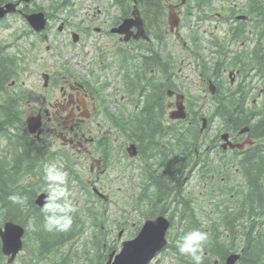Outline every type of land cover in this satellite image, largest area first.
<instances>
[{
  "label": "flooded vegetation",
  "instance_id": "1",
  "mask_svg": "<svg viewBox=\"0 0 264 264\" xmlns=\"http://www.w3.org/2000/svg\"><path fill=\"white\" fill-rule=\"evenodd\" d=\"M193 1L159 0L160 14L155 8H143L138 0H93L85 4L83 19L73 22L59 17L53 7L16 0V15L42 10L47 17L41 32L33 31L22 18L27 28L20 35L30 33L53 42L56 26L58 34L64 33L66 57L61 59L53 44L42 49L35 45L38 40L30 39L36 54L27 55V60L40 63L41 51L51 62L34 67V73L29 70L27 82L13 78L6 90L15 96L14 105L34 142L37 166L57 160L69 172L74 217L82 207L93 214V223L104 221L106 207L101 210L99 205L111 203L115 211L110 231L121 246L158 215L170 222L168 239L179 216L181 232L170 243L177 245L186 232L200 229L210 237L204 251L207 262L224 264L237 254L234 264H239L242 231L254 221L243 215L240 155L253 145L261 147L264 137L252 138L249 124L239 126L216 110L219 101L238 96L249 103L252 118L263 120L264 0H212V12L209 6L189 11ZM166 7L180 18L173 29L167 24ZM72 11L68 8L69 15ZM192 17L207 24L218 20L223 29L194 30L188 25ZM178 105L185 118L171 117ZM193 115L199 119V129L196 123L190 127ZM31 118L38 125L32 134ZM197 130L203 142L198 143ZM182 135L185 158L178 149ZM169 163L172 168H166ZM85 168L90 177L82 171ZM117 169L128 183L114 200L106 178L111 181L108 174ZM42 175L33 177L43 185L36 195L47 194L44 171ZM227 212L234 213L229 221Z\"/></svg>",
  "mask_w": 264,
  "mask_h": 264
},
{
  "label": "trees",
  "instance_id": "2",
  "mask_svg": "<svg viewBox=\"0 0 264 264\" xmlns=\"http://www.w3.org/2000/svg\"><path fill=\"white\" fill-rule=\"evenodd\" d=\"M7 1L10 0H0V4ZM68 2L69 0L52 1V10L59 12L67 7ZM211 2L213 1L195 0L192 2V5H188V9L189 11L192 8L203 10ZM138 3L143 8H155L160 14L163 11L160 9L159 0H138ZM6 46L0 47V92H3L0 95V218L3 220L11 219L25 226L27 233L31 231L35 241L33 245L35 246L30 254L31 258L23 261L22 264H40L41 257L62 247L70 239L73 240L78 232L73 227L66 233L46 230L44 226L45 214L42 212V208L40 209L34 203L36 193L43 186L41 180H38V178L43 177L44 166H37L38 162H36V158L39 157L35 151L34 142L27 134L24 121L19 115L17 107L14 105L15 96L9 94V91L6 90V84L9 78L15 73L17 64V58H15L17 53L6 51ZM16 48V51H20V53L24 50L20 46ZM262 53L264 55V52ZM13 54L15 55L13 56ZM21 58L24 59L25 57L21 55ZM220 95L224 96V93L221 91ZM235 98L233 101L226 98L219 101V107L216 112L225 119L226 117L232 118L239 126L249 124L250 133L253 138L264 137V117L263 120L259 118L252 119L251 115L253 112L249 113V103L241 100L238 96ZM202 114L196 113L197 116ZM194 115L189 118L191 120L190 127L196 123L198 128L199 119L194 120ZM197 133L198 143L203 142L204 139L201 138L198 130ZM180 138L181 143H179L178 149L181 151L179 152L180 156L185 158L186 151L184 152L185 146L182 141L185 139L183 135ZM2 140L3 142H1ZM189 148L190 152H193L191 146ZM176 155L178 156V153ZM223 156L227 157L225 155ZM223 156L219 155V157ZM240 157V168L242 177L244 178L243 191H245V210L243 215L248 219L252 217L254 221L242 231L241 238L245 241L239 264H264V144L261 147L257 144L248 147ZM168 167L172 168L173 166L169 163V165L166 164V168ZM36 174L38 178L35 179V182L33 177ZM25 179H29L30 181H24ZM169 184L170 181L166 180V186ZM12 195L21 196L24 198L23 202L13 203L9 200V197ZM90 214L92 213L90 212ZM233 214L227 212L228 221L233 217ZM255 222L259 225H254ZM74 224L75 221H73ZM96 243L97 248H99L101 241H96ZM101 246H103V243ZM168 249H170V253L178 257L180 264H193L189 257L181 255L178 252L177 245L174 243H170ZM1 258L2 256L0 254ZM205 259H203L204 264H210ZM37 260L38 262H36ZM58 260L61 262L58 263L59 261L56 259H53V262L66 264L64 257ZM97 262H99L98 258ZM98 264H102V261L100 260Z\"/></svg>",
  "mask_w": 264,
  "mask_h": 264
},
{
  "label": "rangeland",
  "instance_id": "3",
  "mask_svg": "<svg viewBox=\"0 0 264 264\" xmlns=\"http://www.w3.org/2000/svg\"><path fill=\"white\" fill-rule=\"evenodd\" d=\"M53 1H57V0H53ZM32 2L34 3L37 2L38 5L42 7H46V6L50 7V2L52 1L33 0ZM32 2L30 3L31 5L33 4ZM91 2H93V0H71V3H72L71 5L67 6L66 9L64 8L57 13L59 14V17L61 18L64 17L65 19V17L66 18L68 17L73 22H79L80 20L83 19L82 15L84 13L83 9L85 7V4H90ZM94 2H96V0H94ZM68 8L73 10L72 15L68 14ZM4 18L5 19L0 22V45L2 46L7 45L6 51L17 53L15 57L17 58L16 59L17 64L15 67L17 74L16 75L14 74L12 77H10L8 83L13 78H17L19 82L20 80L27 82L31 78L30 73L28 72L29 70L34 73V71L36 70L34 69V67L42 68L45 66L46 62H49V61L51 62V59L48 58L47 54H44L45 52L42 54L41 51L37 52V55L39 54L42 55L40 59V63L38 62L35 65L34 60H31V59L27 60V55H29L30 57L36 54L35 53L36 51L33 48V44H31L32 47H29L30 39H32L34 43L36 42L35 40H38L39 43L38 44L35 43V45H40L39 47L42 46V49L47 44H53L54 46H56V48L58 47V49L61 51L62 53L61 59L62 57H66V56H63L64 50L62 48V46L65 43L64 40L62 39L64 38V33L58 34L56 32V26L52 30L53 31L52 40L54 38L56 40L53 42L51 41V39H49V41H42L40 38L37 39L35 35H31L30 33L28 35H26V33L24 35H20L22 31L26 30L27 28V24L25 23V20L22 19L20 15H16V13H13V14L7 15V17L5 16ZM219 23L220 22L217 20L216 22L207 24L206 21L200 22V21H197L195 17H192L191 23L189 24L187 22L183 23L184 27L182 26V30L185 31L187 29L185 25L188 24L189 26L191 25L192 26L191 28L194 30L202 31L203 29H213V30H217L218 32L220 31L219 33H221L223 26L220 25L221 23L220 24ZM206 24H207V27L205 26ZM214 24H218L219 25L218 28H214L213 27ZM18 46L24 49L22 50V53L16 51L17 50L16 47ZM173 46H177V45H173ZM21 55L23 57L25 56L26 57L22 59ZM52 62H56V59H54ZM14 90L15 92L17 91L15 87H14ZM9 93L11 94L12 92H9ZM2 94L3 92H0V95ZM1 142H3V140ZM51 163H55L60 168L62 167L61 164H58L57 160L52 161ZM112 170H114V168ZM117 170L118 171L109 172L108 176L112 178L111 181H110V178H106L108 179V181L110 182V186L112 187L113 193L110 196L111 197L115 196L114 200H117L119 199V197L122 196L125 190V184L128 183V180L126 177L118 176L121 173V171L119 169ZM82 171L85 173L87 177L88 176L90 177L92 175V174H88L89 172L87 168H85ZM24 181H30V180L25 179ZM194 181L195 179L192 180V183ZM106 190H107L106 192L108 193L110 190L109 187H106ZM80 196L81 198L83 197L82 195ZM73 197H76V196L73 194ZM98 201L100 202V200ZM80 203H82L81 200H80ZM99 206H102L101 210H103V208L105 210V207H106V210L104 211V218H103L104 221L98 220L97 222L93 223L94 220H93L92 214H90L89 212L88 213L85 212V210L81 207V209L79 210L80 213H78L79 214L78 218L73 217V221H75V224L72 225V227L75 229V231L78 232V234L74 237L73 240L70 239L62 247L57 248L51 253L45 254L43 257H41L40 264H58L61 262L58 259H61L63 257L65 259L66 264H98L100 263V260L102 261V264H103L106 259V255L112 249H115V252H118L120 249V244L119 243L116 244L115 240L113 239L115 238V232L110 231V227L113 225L111 221V218L113 217V215L111 214H114L115 209H113L111 203L102 202ZM99 218L102 219L101 217ZM1 220L3 219L0 218V223H2ZM180 221L181 219L179 218V216H177L174 221V225L169 230L168 242L176 238L177 234L181 232L178 228L179 224L181 223ZM96 241H101V244H99V248H97ZM24 243H25L24 244L25 246H24L23 252L19 254L18 257H16L15 260L11 262V264H19L31 258L30 254L33 251L34 246H35L33 245L35 244V241H34V236L31 233V231L25 234ZM102 243H103V246H101ZM166 250L158 254L150 262V264H180V262H178V257L175 254L170 253V249H168L167 251ZM25 254H28L30 257L27 259H22ZM97 258L99 262H97ZM53 259H56L59 262L58 263L53 262ZM36 262H38V260ZM5 263H7L5 261V257L1 258L0 264H5Z\"/></svg>",
  "mask_w": 264,
  "mask_h": 264
},
{
  "label": "water",
  "instance_id": "4",
  "mask_svg": "<svg viewBox=\"0 0 264 264\" xmlns=\"http://www.w3.org/2000/svg\"><path fill=\"white\" fill-rule=\"evenodd\" d=\"M24 1L28 2L30 0ZM15 10L16 2L0 4V18L8 13L15 12ZM21 13L33 30L40 32L45 28L47 19L43 11L39 10ZM134 14H137L136 10H134ZM168 22L171 28H173L174 25H177L178 19L174 14L170 13ZM177 108L178 109L173 111L171 117L183 118L185 116L183 108L180 109V106ZM37 126L34 119L31 118L28 122V131L33 133ZM222 137L224 138L225 136L223 135ZM223 146L225 145L223 144ZM230 146L233 147V145ZM45 196L46 195L43 193L39 194L35 198L36 204L43 206ZM168 227L169 220L162 215L154 219L146 220L134 238L123 241L120 250L117 253H111L105 264H148V262L166 245L165 234ZM23 233V227L11 220H7L0 227L1 251L3 254L9 255L8 261H11L21 249ZM236 257L237 255L234 254L228 256L224 264H234Z\"/></svg>",
  "mask_w": 264,
  "mask_h": 264
},
{
  "label": "clouds",
  "instance_id": "5",
  "mask_svg": "<svg viewBox=\"0 0 264 264\" xmlns=\"http://www.w3.org/2000/svg\"><path fill=\"white\" fill-rule=\"evenodd\" d=\"M44 179L46 181V196L42 212L45 214V228L48 231L66 233L73 225L75 206L69 199L68 173L55 163L44 165ZM9 200L22 203L24 198L12 195ZM209 233L200 229L186 232L177 244L178 252L191 259L193 264H203L205 247L209 241Z\"/></svg>",
  "mask_w": 264,
  "mask_h": 264
},
{
  "label": "bare ground",
  "instance_id": "6",
  "mask_svg": "<svg viewBox=\"0 0 264 264\" xmlns=\"http://www.w3.org/2000/svg\"><path fill=\"white\" fill-rule=\"evenodd\" d=\"M136 62V61H135Z\"/></svg>",
  "mask_w": 264,
  "mask_h": 264
}]
</instances>
